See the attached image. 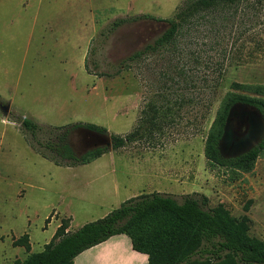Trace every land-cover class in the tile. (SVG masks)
<instances>
[{"label": "rangeland", "instance_id": "rangeland-1", "mask_svg": "<svg viewBox=\"0 0 264 264\" xmlns=\"http://www.w3.org/2000/svg\"><path fill=\"white\" fill-rule=\"evenodd\" d=\"M187 1L0 0V100L10 102L6 119L0 112V264L27 256L13 245L25 233L37 252L61 219L75 231L153 191L178 202L205 195L209 207L247 215L249 234L264 240V149L252 171L236 175L204 155L230 84H264V0L202 12L172 42L148 50ZM145 13L159 19L109 32L117 18ZM21 118L39 124L34 137ZM71 124L133 135L89 163H67L49 146ZM263 134L259 112L239 104L220 152L235 156Z\"/></svg>", "mask_w": 264, "mask_h": 264}, {"label": "trees", "instance_id": "trees-1", "mask_svg": "<svg viewBox=\"0 0 264 264\" xmlns=\"http://www.w3.org/2000/svg\"><path fill=\"white\" fill-rule=\"evenodd\" d=\"M241 0H189L168 19L169 26L157 37L148 50L156 49L174 40L184 24L202 12L217 6L234 4ZM144 19H159L151 14H139L130 18H117L109 25L113 32L126 22ZM141 54L135 52L123 61L133 60ZM86 66V65H85ZM110 75L108 73H103ZM238 104L254 107L264 122V84L232 82L230 90L221 98L214 119L204 142V155L212 166L222 167L232 174L250 172L264 149L263 137L247 151L236 156H223L219 142L223 137L228 116ZM26 132L34 137L40 126L29 118L20 120ZM106 131L96 124H87ZM63 134L60 140L63 139ZM128 136L112 135L113 148L125 144ZM56 144H51L54 149ZM66 148L62 157H72ZM104 152L99 149L73 163L86 164ZM62 161V160H61ZM72 163V162H71ZM69 218L61 219L52 238L43 249L29 252V235L23 234L13 240V245L24 246L28 251L24 259L13 264H73L74 258L82 251L106 241L113 235L125 234L131 241L132 249L147 254V264H264V240L249 234L250 219L247 215L234 216L219 203L208 206L205 195H186L181 202L158 191L141 193L123 201L105 216L87 222L75 231H69Z\"/></svg>", "mask_w": 264, "mask_h": 264}, {"label": "crops", "instance_id": "crops-1", "mask_svg": "<svg viewBox=\"0 0 264 264\" xmlns=\"http://www.w3.org/2000/svg\"><path fill=\"white\" fill-rule=\"evenodd\" d=\"M81 255L84 256L78 260ZM147 261V254L132 249L127 235L117 234L79 253L73 264H147Z\"/></svg>", "mask_w": 264, "mask_h": 264}, {"label": "flooded vegetation", "instance_id": "flooded-vegetation-1", "mask_svg": "<svg viewBox=\"0 0 264 264\" xmlns=\"http://www.w3.org/2000/svg\"><path fill=\"white\" fill-rule=\"evenodd\" d=\"M74 129L83 130L81 137L77 138L72 135V131ZM60 136L58 135L56 137V145L54 149L51 150L55 152L59 160L67 163H71L74 160H81L90 153H93L99 149L109 148L106 142L113 141L112 135H108L106 131L98 130L96 128L90 127L87 124H71V126H66L62 140H60ZM113 142L110 145L111 148H113ZM58 146L67 147V150L71 152L72 157H62L59 152L65 153L66 148L63 147L61 151H59Z\"/></svg>", "mask_w": 264, "mask_h": 264}, {"label": "water", "instance_id": "water-1", "mask_svg": "<svg viewBox=\"0 0 264 264\" xmlns=\"http://www.w3.org/2000/svg\"><path fill=\"white\" fill-rule=\"evenodd\" d=\"M239 105V104H238ZM237 106V105H236ZM9 108H10V102L9 101H3V100H0V112H1V115H2V118L3 119H6V117H7V114H8V111H9ZM234 108L235 107H233L232 109H231V111H230V114H231V112L234 110ZM230 114H229V116H230ZM260 114V113H259ZM229 116H228V119H227V123H226V126H225V130H224V134H223V137H222V139L221 140H223L224 139V137H225V135H226V130H227V125H228V120H229ZM263 120V119H262ZM264 123V122H263ZM264 135V134H263ZM263 137V136H262ZM221 140H220V142H221ZM220 142H219V144H220ZM106 144H107V146H110V142L109 141H107L106 142ZM253 147V146H252ZM251 148V147H250ZM219 150H220V148H219ZM248 150V149H247ZM247 150H245V151H247ZM245 151H243V152H245ZM242 153V152H241ZM240 154V153H239ZM238 155V154H237ZM236 156V155H235Z\"/></svg>", "mask_w": 264, "mask_h": 264}]
</instances>
